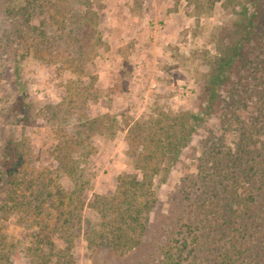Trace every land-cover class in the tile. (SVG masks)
Segmentation results:
<instances>
[{"label":"rangeland","instance_id":"1","mask_svg":"<svg viewBox=\"0 0 264 264\" xmlns=\"http://www.w3.org/2000/svg\"><path fill=\"white\" fill-rule=\"evenodd\" d=\"M237 1L230 5L225 0H103L98 18L101 42L92 63L82 72L79 54L54 41L56 35L65 34L62 22L66 16L71 18L72 9H81V2L74 5L75 0H51L53 5L45 12L47 27L40 25L46 27L42 32L31 29V23L24 19L9 16L5 7L10 1L0 0V165L6 143L14 138L23 152L25 167L21 195L31 193L25 189L30 180L34 190L42 182L54 194L55 202L59 195H67L77 186L63 218L58 219L59 212L49 207L52 213L46 232L52 236L54 230L57 244L54 249L50 244H42L40 251L35 252L37 239L21 224L19 216L5 220L0 212V235L9 236L0 242V264H54L58 260L64 264H162L167 251L180 258L182 264H195L194 256L201 264H228L217 262L220 252L216 241L221 234H209L210 228H206L200 241L198 255L192 246H185L179 256L178 246L183 234H195L202 214L213 210L211 206L196 208L201 199L187 206L191 200L187 201L180 190L201 185L194 184L203 177L201 158H206L205 151L211 150L219 139L233 148L242 140V128L236 123H225L223 114L209 107L207 100V87L217 77L213 63L228 45L240 38L249 16L247 7L251 11L258 4L262 7L260 14L264 15V0L256 4L253 0ZM22 2L17 0L16 7L24 5ZM37 21L32 25H37ZM246 25H250L248 20ZM260 37L241 41L248 58L243 59L244 68L237 63L238 71L220 82L223 98L228 94L229 82L236 83L241 77L246 80L248 75L249 85L257 90L264 87L259 81L264 77V39L259 41ZM88 86L89 93L83 91ZM76 89L78 93L85 92L84 95L79 97ZM81 98H87L88 114L97 119L90 133L91 147L87 149L81 147V136L75 140L81 127L70 123L74 120L59 125L52 113L58 110V103L68 104L75 113H81V108L78 110L81 102L77 101ZM249 106L240 111L244 121L239 122L241 127L255 117L254 105ZM186 112L198 115L196 124ZM172 119L178 126L187 122L188 129L193 123L195 128L176 159L163 162L170 170L155 176L150 194L157 200V207L152 213L153 225L142 243L132 249L89 245L83 225L81 230L76 229L80 215L82 221L90 218L101 224L103 218L97 208L106 202L112 204L110 212L115 223L120 209L118 199L123 196L120 191L125 188L123 182L136 175L142 178V172L135 167L143 147L136 133L141 131L138 125L143 127L146 145L153 133L156 138L162 137L160 126ZM254 142L256 150L264 149H260L264 146L263 128ZM149 144L158 150L155 142ZM57 145L74 149V161L80 171L76 182L60 169L55 158V154L60 156ZM259 185L253 179L241 182L238 187L242 193L252 190L260 197L263 189H258ZM6 191L7 185L0 179V205ZM197 197L192 195L193 200ZM219 214L213 217L215 221ZM64 219L70 222L54 229L56 220L62 223ZM114 223L102 226L110 237L114 234L108 229ZM189 224L193 225L192 230ZM190 241L194 245L199 242ZM8 256L12 257L8 260Z\"/></svg>","mask_w":264,"mask_h":264},{"label":"trees","instance_id":"2","mask_svg":"<svg viewBox=\"0 0 264 264\" xmlns=\"http://www.w3.org/2000/svg\"><path fill=\"white\" fill-rule=\"evenodd\" d=\"M9 1L10 3L5 7V12L9 16L26 20L29 24L31 23V29L36 28V31H46L48 19L45 18V12L50 5H53L51 0H22V4L24 5L17 7L15 4L17 0ZM66 2H72V0H66ZM79 2H81V9H72L70 13L71 18L68 19V16H66L62 22L61 26L65 34L56 35L57 37L54 41L63 46L67 51L70 50L72 53L77 52L79 54V58H81L79 65H81V71L84 72L87 64L92 63L93 55L96 53L97 46L101 42L98 18L99 10L103 7L104 3L103 0H75L74 5H77ZM225 2L230 5L238 3L237 0H225ZM256 2L258 0H253V3L256 4ZM261 9L262 7L258 4L255 7L253 6L251 11L247 7L249 16L246 19L250 25H246L247 20H245L246 27L244 25L243 30L240 31V38L228 45L224 50L225 52L221 56H218L213 63L217 77L215 76L214 79L216 81L207 87L208 106L221 112L225 123H236L238 128H242L240 129L243 133L242 140L233 148L225 144L223 145L222 139H219L211 150L205 151L206 158H201L200 171L203 177L201 181H194V184L201 185H198L196 189L186 187L180 190L181 193L183 191V195L187 201L191 200L187 206H193L194 201L201 199V203L197 204L196 208L200 210V207L210 208L211 206L213 210L209 209L202 214L199 218L201 221L195 227L196 231L193 236L187 232L179 239V256L183 255V248L185 246H192L193 252L198 255L200 241H202L206 228H210L209 234L213 232H217L218 235L221 234V238L216 241L220 252V259L218 258L217 262L224 261L228 264H264V149L256 150L258 148L254 142V138L260 136L262 128L264 129V87L257 90L255 86L249 85V75L246 77V80L245 77H241L236 83L229 82L230 87L227 90L228 94L225 96L226 100L221 95L224 88L220 83L238 71L237 63H240L239 65L244 68L243 59L246 60L248 56L242 50L241 41L247 42L252 36H261L259 41H263L264 28L262 25L264 23V15L263 13H261L262 15L260 14L262 12ZM36 20H39L36 23L37 25H32ZM40 25L46 27L40 28ZM90 78L92 81L93 76L90 75ZM263 79L264 77L261 76L259 81L263 82L262 84L264 85ZM89 87H86L83 91L89 93ZM75 91L78 93L77 89ZM85 92L78 93V96L82 97ZM85 99L87 100V98L77 99L78 102H81V106H78V110L81 108V113H75V110L68 104L62 106L59 103L56 106L58 110L52 111V113L54 122L59 125H61V122H65V120L69 122L70 120H74L70 123L81 127V134L76 133L75 138L77 139L75 140L77 141L80 138L79 136H81V147L87 149L91 147L90 133L93 126L97 123V119L89 116V105H87ZM69 102L76 103L74 100ZM249 104L254 105L255 117L250 124L241 127L239 123L242 121L240 111L249 109ZM186 114L189 118L195 120V124L199 120L197 114L189 112H186ZM48 120L52 121L50 118ZM195 124L193 123L190 129H188L186 127L187 122H182V126H178L176 121L173 120L166 125L160 126V129L162 128L163 131L162 137L156 138V134L153 133L148 137L146 145L143 143V140H146V137L142 134L143 127L142 125H138L141 131H137L136 133L137 137L142 139L141 145L143 147L140 149L139 161L135 167L142 172V178L138 179L136 175L131 180L123 182L125 188L123 191H120L123 196L118 199L117 204L120 206L115 221V223H118L117 227L114 226L115 223L110 212L112 204L106 202H103L101 208H97V211L103 218L101 224L94 222L90 218L82 221L83 218L80 215L78 219L79 225L76 226V229L81 230L83 225L86 233L85 237L89 245H94V247L112 246V248L127 246L129 249H132L142 243L143 237L153 225L152 213L156 212L155 208L157 207V200L152 199L150 194L154 188L155 176L170 170L169 166H163V162L169 163L171 159H176L189 141L192 134L191 130H194ZM15 141L14 138H11L6 143L3 151V161L0 165V179L4 180L7 185L6 197L0 205L1 218L9 220L12 217L19 216L21 224L25 229L29 230L32 237L37 239L35 242L38 244V247L34 250L35 252L38 253L40 251L39 247L42 244L43 246L50 244L51 248L54 249L57 247L53 234L54 230H51L52 236L46 232L51 220L48 219V216L52 213L49 207L59 212L58 219L63 218V215L66 214L65 207H68L73 195L77 192V186L67 195H63L62 197L59 195V198H56L58 202H55L53 198L54 194L51 191H47L42 182L38 183L37 189L34 190L33 181L30 180L28 181L29 185L25 189L30 190L31 193L29 195H21L19 190L25 184L23 179L25 177L23 175L25 167H23V152L20 151ZM150 142H155L158 150L153 149L151 147L152 144L148 145ZM74 143L76 142L74 141ZM58 147L60 156L55 154V158L60 163V169L65 171L76 182V180L80 179V171L74 161V149L68 150L64 147L60 148L57 145ZM263 147H260V149ZM120 178L122 179L123 177ZM253 179L260 182L258 189H263L262 196L260 197L256 191L248 190V193L245 194L240 192L242 188L238 187L241 182ZM192 195H198L199 197L193 200ZM211 211L213 215H211ZM217 214H219L218 220L215 221L213 217ZM108 218L109 220H107ZM69 222L68 219H64L62 223L56 220L53 227L56 229L59 227V224ZM107 222H109L108 224L114 223L111 229H108L113 232L114 237H110L107 231L102 230V226L106 227ZM191 226L193 225L189 224V230L193 229ZM0 236V242L9 238L7 234ZM190 239L199 242L194 245V243H190ZM4 256H7V254L5 253ZM11 257L8 256L7 259L9 260ZM165 257L166 261L162 262V264H182V260L174 257L170 251H167ZM196 257L194 256V262H192L201 264L199 261L197 262ZM54 264L64 263L58 260Z\"/></svg>","mask_w":264,"mask_h":264}]
</instances>
